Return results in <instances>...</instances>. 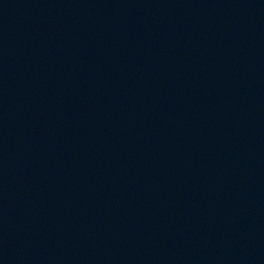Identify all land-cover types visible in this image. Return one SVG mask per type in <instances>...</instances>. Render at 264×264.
<instances>
[{"label":"water","instance_id":"obj_1","mask_svg":"<svg viewBox=\"0 0 264 264\" xmlns=\"http://www.w3.org/2000/svg\"><path fill=\"white\" fill-rule=\"evenodd\" d=\"M0 264H264V0H0Z\"/></svg>","mask_w":264,"mask_h":264}]
</instances>
